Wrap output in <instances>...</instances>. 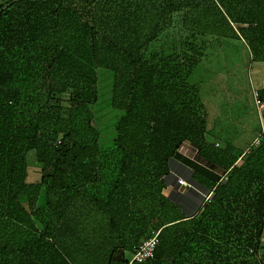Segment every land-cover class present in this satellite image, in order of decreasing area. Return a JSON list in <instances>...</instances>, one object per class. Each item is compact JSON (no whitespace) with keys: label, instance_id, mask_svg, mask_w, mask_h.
Wrapping results in <instances>:
<instances>
[{"label":"trees","instance_id":"16d2710c","mask_svg":"<svg viewBox=\"0 0 264 264\" xmlns=\"http://www.w3.org/2000/svg\"><path fill=\"white\" fill-rule=\"evenodd\" d=\"M240 34L264 59V0H19L5 9L0 264H128L152 231L154 256L132 264H264V139L239 160L215 147L188 82L207 40ZM172 37L175 50H155ZM97 68L112 73L110 104L121 111L106 149L91 112ZM185 142L196 152L185 154ZM30 154L37 183L26 181ZM171 161L211 193L188 219L165 193Z\"/></svg>","mask_w":264,"mask_h":264},{"label":"rangeland","instance_id":"374dc122","mask_svg":"<svg viewBox=\"0 0 264 264\" xmlns=\"http://www.w3.org/2000/svg\"><path fill=\"white\" fill-rule=\"evenodd\" d=\"M174 43H177L176 38H163L155 50H160L161 46L163 52L169 54L176 48ZM220 45L212 39L207 40L202 49L203 63L193 69L188 82L196 86L205 110L206 139L220 144L214 145L215 147L238 155L261 130L260 110L255 104L252 92L264 91V59L258 57L259 52L256 54L251 50L249 42L242 34L239 38H223ZM96 72L98 99L91 106V112L99 133L98 147L106 149L112 144L114 125L121 111L113 109L110 104L112 73L103 68H97ZM183 151L185 152V148ZM27 164L26 180L38 182L40 168L33 155L28 156ZM194 188L198 192L193 193V196L190 194L189 197L200 202L203 193L197 187ZM171 192L175 202L183 200L177 194V189L172 188ZM194 209L195 207L187 212H193ZM259 252L264 253L263 241Z\"/></svg>","mask_w":264,"mask_h":264},{"label":"crops","instance_id":"0c3cea01","mask_svg":"<svg viewBox=\"0 0 264 264\" xmlns=\"http://www.w3.org/2000/svg\"><path fill=\"white\" fill-rule=\"evenodd\" d=\"M261 100L264 103V99H261ZM259 115H260V119H261V121H260V123H261L260 124V128L262 129V127H264V108L259 111ZM259 133L253 138V140L248 144L247 147H245L242 151L239 152L238 155H232L231 152H230V150H227L226 149V151H228L229 154L232 155V156H235V157L239 156L238 157V160H239L242 156L246 155L249 150H251L254 147H257V146H253V142L257 138V136L259 135ZM214 145L220 146V144H218L217 142ZM183 146L185 148V152H184L185 154H192V153H195L196 152V148L192 144H190V143L185 142ZM174 162H175L174 164H172L170 162V164H169L170 171H169V174L165 177V193H166L167 197L169 196L172 199L173 192H171V189L172 188H175V189L178 190V188L180 187L179 184H178V182H177V178H181L184 181L190 182L194 187H197V189H199L203 194H206L207 193L205 190H202L199 187V185H197V183H195L193 181L191 182V177H192L191 170H189L188 168H186L183 165H180L176 161H174ZM27 183H37V182H28L27 181ZM196 192H198V191H196V190H190L188 192V190H185L184 192H182V191L180 193L177 192V194L179 195V197L180 198H183V200L180 201V202H176V203L179 205V207L181 209V213L186 218H187V216H191V215L194 214L195 209H196V207H197V205L199 203L196 200L195 201H192L193 198L191 199L189 197L190 194L193 196V193H196ZM201 197H202V195H201ZM200 201H202V199ZM193 207H195V209H194L193 212H187L189 209H193ZM263 237H264V227H263Z\"/></svg>","mask_w":264,"mask_h":264},{"label":"built area","instance_id":"2783aa9c","mask_svg":"<svg viewBox=\"0 0 264 264\" xmlns=\"http://www.w3.org/2000/svg\"><path fill=\"white\" fill-rule=\"evenodd\" d=\"M253 98L255 101V104L259 110L264 108V103L260 98V93L257 90H253ZM262 139H264V127H262L259 135L253 142V146H258ZM177 182L179 184V188L177 192H181V190H195L194 186L187 182L184 181L181 178H177ZM210 196L211 193H206L202 194V205L201 208L203 207L204 204L208 203L210 201ZM158 235L159 231H152L151 235L144 239L138 246L133 250V252L129 255L128 257V264H132L134 262L136 263H142L146 260L151 259L154 256V252L158 246Z\"/></svg>","mask_w":264,"mask_h":264},{"label":"water","instance_id":"95a60500","mask_svg":"<svg viewBox=\"0 0 264 264\" xmlns=\"http://www.w3.org/2000/svg\"><path fill=\"white\" fill-rule=\"evenodd\" d=\"M17 1L19 0H12L10 1L9 3H6L3 7L0 8V14L7 8H9L12 4L16 3ZM192 182V181H191ZM190 183V182H189ZM190 190H188L189 192ZM172 202L176 203L173 199L169 198ZM201 205H202V201H200L195 209V212L193 215L191 216H187V218H191L192 216L196 215V213H198V211L200 210L201 208ZM262 241L264 242V237L262 238Z\"/></svg>","mask_w":264,"mask_h":264}]
</instances>
